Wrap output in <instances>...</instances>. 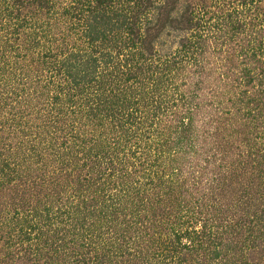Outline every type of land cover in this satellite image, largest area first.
Listing matches in <instances>:
<instances>
[{"label":"trees","instance_id":"obj_1","mask_svg":"<svg viewBox=\"0 0 264 264\" xmlns=\"http://www.w3.org/2000/svg\"><path fill=\"white\" fill-rule=\"evenodd\" d=\"M0 264H264V0H0Z\"/></svg>","mask_w":264,"mask_h":264},{"label":"rangeland","instance_id":"obj_2","mask_svg":"<svg viewBox=\"0 0 264 264\" xmlns=\"http://www.w3.org/2000/svg\"><path fill=\"white\" fill-rule=\"evenodd\" d=\"M190 1H194V2H195V1H197V0H190Z\"/></svg>","mask_w":264,"mask_h":264}]
</instances>
